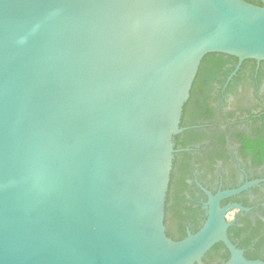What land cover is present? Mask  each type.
<instances>
[{
  "label": "water",
  "instance_id": "obj_1",
  "mask_svg": "<svg viewBox=\"0 0 264 264\" xmlns=\"http://www.w3.org/2000/svg\"><path fill=\"white\" fill-rule=\"evenodd\" d=\"M0 0V264L249 261L210 196L165 227L181 121L210 54L264 61V0Z\"/></svg>",
  "mask_w": 264,
  "mask_h": 264
},
{
  "label": "flooded vegetation",
  "instance_id": "obj_2",
  "mask_svg": "<svg viewBox=\"0 0 264 264\" xmlns=\"http://www.w3.org/2000/svg\"><path fill=\"white\" fill-rule=\"evenodd\" d=\"M223 57L207 107L211 115L200 114L206 107H187L183 114L165 227L175 241L195 235L207 220L209 195L237 192L220 202L221 208L237 206L226 214L228 238L247 260L264 262V61ZM229 259L220 242L202 262Z\"/></svg>",
  "mask_w": 264,
  "mask_h": 264
},
{
  "label": "trees",
  "instance_id": "obj_3",
  "mask_svg": "<svg viewBox=\"0 0 264 264\" xmlns=\"http://www.w3.org/2000/svg\"><path fill=\"white\" fill-rule=\"evenodd\" d=\"M245 1L258 6L263 5L260 0H245ZM223 59H224L223 55L218 56L216 54H210L204 58L199 68V72L197 74L195 83L193 85L190 99L184 107L183 114L186 111L187 107H206L204 113H200V114L207 113L208 116L211 115L212 110L208 109L207 107H212L211 92H212L213 82H216L218 80L217 78L220 76V71H222V67L224 65V64L221 65L220 63L223 62ZM214 61L217 63V65L212 67L205 66L208 62L214 63ZM178 136L175 137L174 143L175 141L177 142L179 140ZM176 149L177 148L175 146V150ZM167 234L170 237V234L169 233Z\"/></svg>",
  "mask_w": 264,
  "mask_h": 264
}]
</instances>
